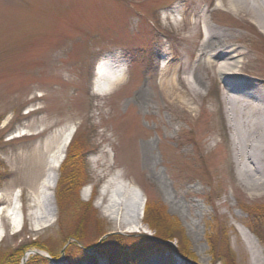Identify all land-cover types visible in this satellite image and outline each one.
Here are the masks:
<instances>
[{"label": "rangeland", "instance_id": "rangeland-1", "mask_svg": "<svg viewBox=\"0 0 264 264\" xmlns=\"http://www.w3.org/2000/svg\"><path fill=\"white\" fill-rule=\"evenodd\" d=\"M260 18L246 6L231 11L227 0H0V253L38 242L45 249L29 248L20 264L37 253L57 264L119 262L92 249L67 260L77 244L67 237L78 223L74 214L59 223L56 188L54 222L34 218L51 210L41 184L56 146L74 127L73 137L88 150L90 181L80 199L93 203L104 228L152 236L143 221L146 231L130 229L123 207L112 221L95 206L101 188L121 178L130 185L126 196L140 200L142 194L145 204L152 197L185 230L192 259L162 254L133 264H224L214 262L206 239L218 222L227 226L237 264H264V244L250 229L256 215L245 211L264 206V190L248 189L241 176L244 164L225 100L229 87L236 95L264 98ZM199 22L203 31L208 25L220 34L210 40L207 54L231 49L237 57L238 74L231 81L217 67L208 68L214 59H199L198 42L205 40L197 33ZM115 55L127 80L108 91L97 70ZM172 60L180 61L177 75L163 73ZM258 167L261 172L264 162ZM14 194L22 219L18 230L5 213ZM239 225L256 241L248 244ZM93 228L85 229L88 236Z\"/></svg>", "mask_w": 264, "mask_h": 264}, {"label": "bare ground", "instance_id": "bare-ground-1", "mask_svg": "<svg viewBox=\"0 0 264 264\" xmlns=\"http://www.w3.org/2000/svg\"><path fill=\"white\" fill-rule=\"evenodd\" d=\"M231 11L237 12L240 7H247V10L254 15H260V21L264 25V0H227ZM174 14L179 12V8H175L172 11ZM176 23V20H174ZM264 33V30H261ZM197 33L202 35L204 33L205 40L198 42L199 47V59L206 57L214 61H211L212 66L208 68L217 67V71L226 79H232L237 76V72L234 70L238 62H236V56H232L231 49H220L214 51L210 55L205 52L210 44V40L220 34H216L208 25L205 26L203 31L202 26L197 23ZM117 55L108 56L102 60L101 65L97 70V80L102 81L108 91L118 87L127 80V71L122 63H118ZM180 61H170L166 66L163 73H171L177 75L179 72ZM188 68L186 67V70ZM112 70V71H110ZM231 81V80H230ZM233 87V86H232ZM101 88L97 87L96 91L100 92ZM228 92L225 94V100L228 102L226 108L228 126L231 129L232 141L236 147L238 153L241 154V161L244 165L240 169L241 176L244 178L245 185L248 189L258 192L264 190V169L259 170V163L264 162V98L255 99L248 98L244 93L239 95L233 94V88L229 87ZM74 127L70 128L65 137L56 146V150L53 152L49 159V168L45 179L41 184V189L47 191L51 197V210L47 211L41 216L37 211L34 214L35 220L43 218L44 225H50L54 222L55 207H54V195L53 191L56 188L58 180V171L65 159L66 150L71 142L74 134ZM255 163V164H254ZM251 164V165H249ZM259 177H256V175ZM113 180H111L112 182ZM82 192L84 200L88 199L86 189ZM130 188V185L121 178H118L113 185L108 183L100 190L99 200L95 206L102 208V213L105 217L112 221L119 220L121 207L126 211V216L129 220L125 221L126 224H130V229H140L144 227L142 221L144 216L145 199L141 194V199H136L132 196H126V190ZM132 189L138 191L136 188ZM109 198L107 204L103 207V200L105 197ZM18 194H14L12 198V204L9 208L5 209L6 216L15 230L21 227V215L19 212ZM240 234L245 238L246 242L250 244L252 241H256L249 232L243 226H237ZM1 239V235H0Z\"/></svg>", "mask_w": 264, "mask_h": 264}, {"label": "trees", "instance_id": "trees-1", "mask_svg": "<svg viewBox=\"0 0 264 264\" xmlns=\"http://www.w3.org/2000/svg\"><path fill=\"white\" fill-rule=\"evenodd\" d=\"M87 152L84 141L75 135L60 166L56 185L55 198L59 223L63 220L64 215L68 214H74L78 223L67 237V240L72 238L77 243L72 244L68 249L67 260L74 262L76 257L80 256L82 249H84L83 252H86V249H92L113 261L119 259L116 264H133L145 261L152 255L162 254L172 256L177 254L182 258L192 259L188 250L185 230L181 223L169 216L166 208L149 196L144 208L143 222L151 231V237L148 235L113 234L99 243V240L110 234L111 231L104 228L98 212L93 208V203L82 202L80 199L81 189L90 181L86 164ZM245 211L249 216L256 215L254 218L251 217L253 221L250 229L264 244V206L254 205L247 207ZM89 226L94 227L93 232L95 233L91 236H88L85 231ZM206 239L215 263L237 264L230 248L226 225L221 222L214 223ZM32 247L45 249L46 246L38 242L23 243L9 253H0V264H20L22 257ZM49 252L53 258H57L51 251ZM28 264H48V261L35 255L28 260Z\"/></svg>", "mask_w": 264, "mask_h": 264}, {"label": "water", "instance_id": "water-1", "mask_svg": "<svg viewBox=\"0 0 264 264\" xmlns=\"http://www.w3.org/2000/svg\"><path fill=\"white\" fill-rule=\"evenodd\" d=\"M113 234H114V233H110V234H108L107 236L103 237V238L99 241V243H100L104 238H107L108 236L113 235ZM173 245H174V244H173ZM174 246H175V245H174ZM37 254H39V255H41V256H43V257H46V258L49 259L53 264H57V263H58L57 261L53 260L52 258H50V257H48V256H45V255L42 254V253H37ZM177 257L180 258L179 255H177ZM26 262H27V258H25V259L23 260V264H25Z\"/></svg>", "mask_w": 264, "mask_h": 264}]
</instances>
